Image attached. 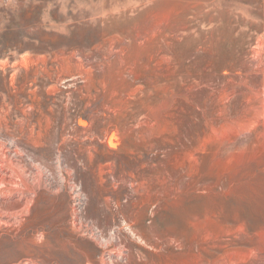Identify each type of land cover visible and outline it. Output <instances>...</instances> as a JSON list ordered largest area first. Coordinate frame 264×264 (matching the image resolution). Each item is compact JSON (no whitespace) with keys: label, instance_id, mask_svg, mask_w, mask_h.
<instances>
[{"label":"rangeland","instance_id":"374dc122","mask_svg":"<svg viewBox=\"0 0 264 264\" xmlns=\"http://www.w3.org/2000/svg\"><path fill=\"white\" fill-rule=\"evenodd\" d=\"M0 180V264H264V0H0Z\"/></svg>","mask_w":264,"mask_h":264},{"label":"bare ground","instance_id":"6f19581e","mask_svg":"<svg viewBox=\"0 0 264 264\" xmlns=\"http://www.w3.org/2000/svg\"><path fill=\"white\" fill-rule=\"evenodd\" d=\"M260 42V41H259ZM8 107V106H7ZM4 113V112H3ZM81 117V116H80ZM6 129V128H5ZM87 136V135H86ZM115 138V137H114ZM114 138H113V135L112 134H110V135H108L107 136V138H106V142H108V146L110 145L111 147H114L115 146V143H114ZM89 139V138H88ZM4 163V162H3ZM11 163V162H10ZM4 165V164H3ZM12 176V175H11ZM133 177V176H132ZM16 179V178H15ZM1 181V180H0ZM4 181V180H3ZM1 183H2V181H1ZM3 183H5V182H3ZM8 184H9V182H8ZM1 185V184H0ZM5 185V184H4ZM7 187V186H6ZM3 188V187H2ZM1 189V188H0ZM36 196V195H35ZM15 235V234H14ZM32 235V234H31Z\"/></svg>","mask_w":264,"mask_h":264}]
</instances>
